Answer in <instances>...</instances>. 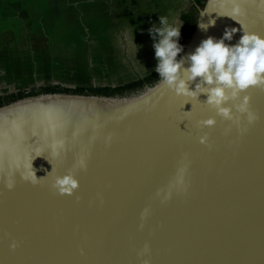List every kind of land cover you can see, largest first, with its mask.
Returning a JSON list of instances; mask_svg holds the SVG:
<instances>
[{
    "label": "water",
    "instance_id": "obj_1",
    "mask_svg": "<svg viewBox=\"0 0 264 264\" xmlns=\"http://www.w3.org/2000/svg\"><path fill=\"white\" fill-rule=\"evenodd\" d=\"M231 29L229 46L243 32L264 38V0H207L178 60L189 67L203 40ZM243 95L258 119L239 128L206 95L178 96L161 79L131 96L55 92L1 106L0 264H264V88ZM209 118L214 127L199 125ZM183 165L186 191L164 201ZM68 174L79 189L60 195L52 185Z\"/></svg>",
    "mask_w": 264,
    "mask_h": 264
},
{
    "label": "clouds",
    "instance_id": "obj_2",
    "mask_svg": "<svg viewBox=\"0 0 264 264\" xmlns=\"http://www.w3.org/2000/svg\"><path fill=\"white\" fill-rule=\"evenodd\" d=\"M160 22L164 23L163 20ZM214 24L213 19L208 24L201 23L198 26L206 30ZM236 31L237 29L226 30L220 40L212 37L203 40L195 52L188 57L190 66L187 68H184L183 60L177 59L183 50L178 43L181 35L180 28L168 26L158 29L157 35L160 38L154 43V50L158 61L155 71L169 89L178 96L195 100H198L201 94L206 95L205 103L216 112V115L225 121L235 123L239 128L241 117H245L248 124H253L258 119V116L250 109L251 97L242 96V93L250 87L264 88V38L254 33L243 32L238 44L235 46L225 44L226 40H232ZM149 32L152 36L151 29ZM197 80L199 82L196 83L195 90H191L190 84ZM233 109L238 115L234 114ZM199 125L214 127L216 119L202 120ZM199 142L206 145L208 136L200 137ZM80 166L85 167L83 161L80 162ZM186 172V165L178 168L169 191L164 195V201L171 198L172 188L186 191ZM32 176L37 178L34 169ZM6 186L11 190L14 184L9 182ZM52 187L60 195L71 196L79 189V181L72 174H68L56 177ZM157 195L160 193L158 192ZM147 214L148 209H145L142 219ZM16 247L15 242L10 245L11 250H15ZM143 251L144 253L149 251L147 245ZM144 264L148 262L145 261Z\"/></svg>",
    "mask_w": 264,
    "mask_h": 264
},
{
    "label": "rangeland",
    "instance_id": "obj_3",
    "mask_svg": "<svg viewBox=\"0 0 264 264\" xmlns=\"http://www.w3.org/2000/svg\"><path fill=\"white\" fill-rule=\"evenodd\" d=\"M120 29L121 26H0V87L15 90L50 83L105 86L133 81L138 72L127 59L124 61L118 46ZM108 42L111 52L120 51L117 56L106 54L104 44Z\"/></svg>",
    "mask_w": 264,
    "mask_h": 264
},
{
    "label": "crops",
    "instance_id": "obj_4",
    "mask_svg": "<svg viewBox=\"0 0 264 264\" xmlns=\"http://www.w3.org/2000/svg\"><path fill=\"white\" fill-rule=\"evenodd\" d=\"M190 0H0V26H121L124 61L143 77L155 70L157 30L181 28ZM163 20L162 24L160 21ZM151 29V34L149 30ZM124 42V44H123ZM107 55L110 43L104 44ZM116 48L115 46H113ZM117 49V48H116ZM126 55V58H125ZM132 69L131 67H129ZM140 71L146 73H141ZM3 86L0 87V90Z\"/></svg>",
    "mask_w": 264,
    "mask_h": 264
},
{
    "label": "trees",
    "instance_id": "obj_5",
    "mask_svg": "<svg viewBox=\"0 0 264 264\" xmlns=\"http://www.w3.org/2000/svg\"><path fill=\"white\" fill-rule=\"evenodd\" d=\"M207 0H190L187 8L182 12L181 19L183 26L181 28V35L178 40L179 45L184 51L195 27L197 25L200 9L204 8ZM180 53V55L182 54ZM177 57V59L180 57ZM161 78L154 70L151 73L139 77L133 81L126 82L120 85H105V86H76L69 87L63 84L50 83L44 85H36L26 89H9L3 88L0 90V107L9 104L18 99L38 95L42 93H77L86 95H106V96H131L143 92L148 86L156 84Z\"/></svg>",
    "mask_w": 264,
    "mask_h": 264
},
{
    "label": "flooded vegetation",
    "instance_id": "obj_6",
    "mask_svg": "<svg viewBox=\"0 0 264 264\" xmlns=\"http://www.w3.org/2000/svg\"><path fill=\"white\" fill-rule=\"evenodd\" d=\"M26 89V88H25Z\"/></svg>",
    "mask_w": 264,
    "mask_h": 264
}]
</instances>
